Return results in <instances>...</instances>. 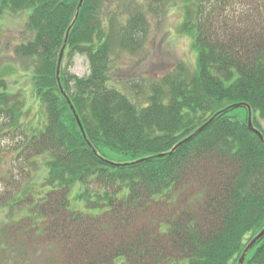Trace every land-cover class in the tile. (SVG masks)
I'll return each instance as SVG.
<instances>
[{"label":"trees","instance_id":"1","mask_svg":"<svg viewBox=\"0 0 264 264\" xmlns=\"http://www.w3.org/2000/svg\"><path fill=\"white\" fill-rule=\"evenodd\" d=\"M104 2L0 0V18L26 12L30 35L13 52L29 59L46 113L27 130L20 93L0 76V118L18 139V174L7 178L0 206L20 207L2 225L0 251L21 260L36 254L35 264H237L264 227V0H181L180 33L196 52L195 68L177 62L142 101L109 72L112 41L134 49L145 14L134 7L113 35ZM62 45L61 59L86 57L87 75L56 73ZM238 103L249 106L262 139ZM103 149L132 159L111 161ZM40 157L43 177L27 185ZM243 264H264V235Z\"/></svg>","mask_w":264,"mask_h":264},{"label":"rangeland","instance_id":"2","mask_svg":"<svg viewBox=\"0 0 264 264\" xmlns=\"http://www.w3.org/2000/svg\"><path fill=\"white\" fill-rule=\"evenodd\" d=\"M102 7L103 25L107 33L115 31L113 35H116L118 27L126 24L134 7L141 9L146 17V31L134 49L121 48L116 37L112 41L109 74L110 82L119 87L116 88L136 101H142L146 99L151 82L170 70L177 62L183 61L191 69L195 68L196 52L190 45L189 37L180 33L184 20L181 0H105ZM25 20L26 12L4 14L0 18V76L5 79L9 93H20L25 114H22L19 121L30 130L31 125L37 126L36 123L45 121L46 113L32 92L29 59L17 57L13 52L14 46L25 41L30 35L24 29ZM62 67L78 76L89 73L88 61L81 54H74L68 59L62 58L60 68ZM14 100L15 98L11 97L8 103H15ZM233 113L242 118L246 117L244 109H236ZM3 121L4 119L0 118V198H6L5 195L10 192L7 178L18 174L16 150L13 149L18 139L7 133ZM258 123L264 130V119L258 118ZM102 153L115 162L132 159L130 155L118 154L108 149H103ZM43 161V157L37 159L41 169L32 173L33 177L27 180V185L41 181L44 174ZM31 169L34 171L35 165L31 166ZM19 209L15 203L0 206V230L2 225L19 215ZM258 233L254 232L249 237ZM2 243L3 239L0 238V244ZM37 260L36 254L32 255L31 259L21 260L17 255L10 254V251H0V264H35Z\"/></svg>","mask_w":264,"mask_h":264},{"label":"water","instance_id":"3","mask_svg":"<svg viewBox=\"0 0 264 264\" xmlns=\"http://www.w3.org/2000/svg\"><path fill=\"white\" fill-rule=\"evenodd\" d=\"M81 3H82V0H79L78 7L81 5ZM63 49H64V45H62V47H61V49H60L59 56H58V60H57V69H56V73H57V74H59V71H60V62H61V57H62ZM62 91H63V89H62ZM238 106L247 107L248 112H249V114H248V119H247V125H248V127H249L250 130H252L253 132L257 133V135L262 139V134H261L257 129H255V128L253 127V125H252L251 117H250V109H249V106H247V105H245V104H243V103H238V104L233 105L232 107H238ZM71 109H72V111H73V113H74V115H75L76 121H77V123H78V125H79V127H80V129H81V131H82V133H83V135H84L83 127H82V124H81V122H80V119H79L78 115L76 114V112H75V110H74V108H73L72 106H71ZM210 120H212V118H211ZM210 120H209V121H210ZM209 121H208V122H209ZM204 125H205V124H204ZM204 125H203V126H204ZM203 126H202V127H203ZM202 127H200V129H201ZM198 130H199V129H198ZM191 137H192V134L189 135V136H187L186 138H184V139H183L182 141H180L179 143H177L173 148H175V147L178 146L181 142H184V141L188 140V139L191 138ZM159 155H163V153H162V154H159ZM263 235H264V228H263V229H262V230H261L256 236H254V237L251 239V241L246 245V247L243 249V251H242V253H241V255H240V257H239V259H238V261H237V264H243L244 259H245V256H246L247 252L249 251V249H250V248L255 244V242H256L259 238H261Z\"/></svg>","mask_w":264,"mask_h":264}]
</instances>
